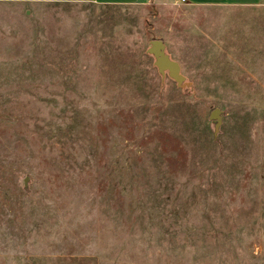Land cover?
I'll return each instance as SVG.
<instances>
[{
	"label": "rangeland",
	"instance_id": "obj_1",
	"mask_svg": "<svg viewBox=\"0 0 264 264\" xmlns=\"http://www.w3.org/2000/svg\"><path fill=\"white\" fill-rule=\"evenodd\" d=\"M0 264H264V2L0 0Z\"/></svg>",
	"mask_w": 264,
	"mask_h": 264
},
{
	"label": "water",
	"instance_id": "obj_2",
	"mask_svg": "<svg viewBox=\"0 0 264 264\" xmlns=\"http://www.w3.org/2000/svg\"><path fill=\"white\" fill-rule=\"evenodd\" d=\"M148 53L155 57V65L162 75L168 73L180 87L190 86V82L187 81L186 76L182 73L181 65L178 61L171 58L166 51V45L161 39H154L151 41V45L148 49ZM215 128V136L220 131L222 124V111L216 108L210 115Z\"/></svg>",
	"mask_w": 264,
	"mask_h": 264
},
{
	"label": "crops",
	"instance_id": "obj_3",
	"mask_svg": "<svg viewBox=\"0 0 264 264\" xmlns=\"http://www.w3.org/2000/svg\"><path fill=\"white\" fill-rule=\"evenodd\" d=\"M19 2H95L102 5H130L141 3L145 0H16ZM190 5H240V6H254L258 5L264 0H180Z\"/></svg>",
	"mask_w": 264,
	"mask_h": 264
}]
</instances>
